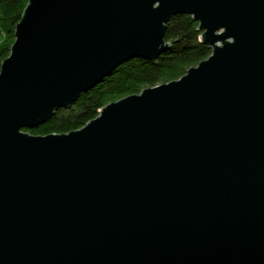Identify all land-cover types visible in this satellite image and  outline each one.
<instances>
[{"label":"water","instance_id":"1","mask_svg":"<svg viewBox=\"0 0 264 264\" xmlns=\"http://www.w3.org/2000/svg\"><path fill=\"white\" fill-rule=\"evenodd\" d=\"M174 15L205 60L23 132L156 60ZM0 264H264V0H28L0 65Z\"/></svg>","mask_w":264,"mask_h":264},{"label":"trees","instance_id":"2","mask_svg":"<svg viewBox=\"0 0 264 264\" xmlns=\"http://www.w3.org/2000/svg\"><path fill=\"white\" fill-rule=\"evenodd\" d=\"M28 0H0V65L10 53L14 28ZM198 23L188 15H174L165 24L164 42L169 46L156 60H130L118 66L110 76L80 94L68 108L58 109L43 125L23 130L33 136L60 135L82 128L96 118L105 105L143 89L168 83L205 60L211 49L199 42Z\"/></svg>","mask_w":264,"mask_h":264}]
</instances>
